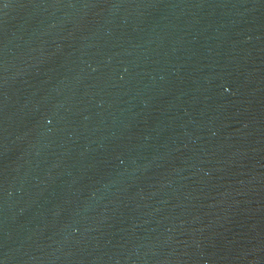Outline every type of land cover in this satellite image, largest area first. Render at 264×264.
<instances>
[{
	"label": "water",
	"instance_id": "95a60500",
	"mask_svg": "<svg viewBox=\"0 0 264 264\" xmlns=\"http://www.w3.org/2000/svg\"><path fill=\"white\" fill-rule=\"evenodd\" d=\"M0 264H264V0H0Z\"/></svg>",
	"mask_w": 264,
	"mask_h": 264
}]
</instances>
